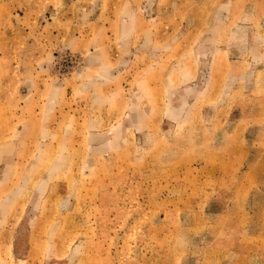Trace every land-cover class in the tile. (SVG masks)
Wrapping results in <instances>:
<instances>
[{"label": "rangeland", "instance_id": "rangeland-1", "mask_svg": "<svg viewBox=\"0 0 264 264\" xmlns=\"http://www.w3.org/2000/svg\"><path fill=\"white\" fill-rule=\"evenodd\" d=\"M0 264H264V0H0Z\"/></svg>", "mask_w": 264, "mask_h": 264}]
</instances>
